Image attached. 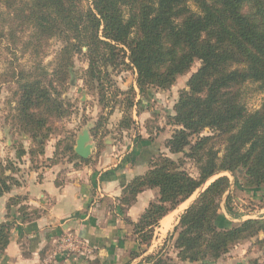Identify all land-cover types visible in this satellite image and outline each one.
Masks as SVG:
<instances>
[{"label": "trees", "instance_id": "obj_1", "mask_svg": "<svg viewBox=\"0 0 264 264\" xmlns=\"http://www.w3.org/2000/svg\"><path fill=\"white\" fill-rule=\"evenodd\" d=\"M1 6L11 39L17 30H27V43L34 49L53 38L64 44L51 80L40 63L28 73L12 74L19 93L18 123L33 138L42 136L50 118L64 115L63 101L53 97H59L53 83L63 87L74 54L84 47L87 74L98 82L103 71L125 64L127 51L141 95L149 87L169 88L199 62L174 107L171 120L178 129L166 142L170 153L191 160L198 174L192 177L157 153L146 173L124 187L125 207L142 190H157V198L133 224L139 245L150 246L161 219L216 175L231 174L237 187L239 176L246 188L264 187V99L258 109L247 107L252 89L264 98V0H0ZM72 154L80 160L73 149ZM8 180L15 179L0 181V197L11 188ZM230 186V179L221 176L203 189L163 246L143 264H214L233 244L264 234L263 216L233 223L220 215ZM22 200L10 199L7 210ZM225 208L232 216L229 197ZM9 231V225L0 224V254L9 243ZM170 241L173 257L166 252ZM138 255L130 253V258Z\"/></svg>", "mask_w": 264, "mask_h": 264}, {"label": "rangeland", "instance_id": "obj_2", "mask_svg": "<svg viewBox=\"0 0 264 264\" xmlns=\"http://www.w3.org/2000/svg\"><path fill=\"white\" fill-rule=\"evenodd\" d=\"M6 14L7 11L1 6L0 31L2 30L5 36L0 37V181L5 177L15 176V180H8L6 183L10 187L14 186L15 182L19 185V181H24L36 166L39 169L53 162L78 160L74 158L72 149L75 147L78 135L83 131L89 133L90 143L94 147L93 153L96 156L93 158L96 161L101 155L107 158L105 166L115 163L119 155L131 156L132 145L135 142L139 150L142 146L139 142L154 140L160 143L161 156L174 161L179 165V170L197 177L194 163L182 154L170 153L166 142L178 129L171 120L174 116V107L180 93L187 89L188 78L198 69V61L193 63L188 72L178 76L169 88L149 87L141 95L136 83L137 73L128 60L127 51L123 56L125 64L109 67L103 71L98 82L87 74L89 60L84 47L81 52L74 54L73 68L70 69L63 87L53 83L59 94V97L56 94L53 97L63 101L64 115L50 118V123L42 132V136L33 138L18 123L15 109L19 93L12 74L20 70L28 73L29 70H33L34 65L40 63L47 73V78L51 80L58 54L64 44L60 39L53 38L44 42L39 50L34 49L27 43L30 37V32L27 30H17L14 38L11 39L8 35L9 24L6 23L5 27L3 25V17H6ZM12 30L14 32L15 28ZM12 70L15 72L12 73ZM263 99L261 93L252 89L247 96L248 109L251 111L258 109ZM205 133L208 132L204 131ZM42 149L54 150L55 154L47 160L41 154ZM187 151L188 148H185V152ZM221 176H227L231 186L220 202V215L233 223L264 217V187L246 188L241 176L238 177L240 185L237 187L231 174L216 175L190 199L178 206L170 215L167 226H162L156 231L151 245L158 247L152 255L163 246L184 210L203 189ZM17 197L21 199L23 196ZM226 197L230 199L232 216L226 212ZM9 201L10 199L7 205ZM172 245L170 241L166 249L171 257L175 256ZM253 263L264 264L263 233L233 244L225 255L214 262V264Z\"/></svg>", "mask_w": 264, "mask_h": 264}, {"label": "crops", "instance_id": "obj_3", "mask_svg": "<svg viewBox=\"0 0 264 264\" xmlns=\"http://www.w3.org/2000/svg\"><path fill=\"white\" fill-rule=\"evenodd\" d=\"M139 143V150L135 142L131 156L119 155L109 166L102 155L94 159L93 147L87 159L36 166L24 181L18 179L19 185L0 197V224L10 227L0 264H143L158 247L151 245L156 231L167 226L164 221L178 207L161 219L150 246L138 244L133 224L157 198V190H142L130 207L121 204L123 190L146 173L152 156L162 150L158 141ZM52 154L45 149L43 156L49 160ZM20 195L22 202L8 212V200ZM68 237L78 243L69 246ZM133 252L139 255L132 259Z\"/></svg>", "mask_w": 264, "mask_h": 264}, {"label": "water", "instance_id": "obj_4", "mask_svg": "<svg viewBox=\"0 0 264 264\" xmlns=\"http://www.w3.org/2000/svg\"><path fill=\"white\" fill-rule=\"evenodd\" d=\"M93 150V145L90 143V136L88 131H83L78 135L74 153L81 159H87L90 157Z\"/></svg>", "mask_w": 264, "mask_h": 264}, {"label": "built area", "instance_id": "obj_5", "mask_svg": "<svg viewBox=\"0 0 264 264\" xmlns=\"http://www.w3.org/2000/svg\"><path fill=\"white\" fill-rule=\"evenodd\" d=\"M66 241L68 242L69 246H71V245L74 246L78 243L77 241L72 240L70 237H68V239ZM64 250H65V248L63 246L60 247V252H63ZM42 264H45V263H42Z\"/></svg>", "mask_w": 264, "mask_h": 264}, {"label": "bare ground", "instance_id": "obj_6", "mask_svg": "<svg viewBox=\"0 0 264 264\" xmlns=\"http://www.w3.org/2000/svg\"><path fill=\"white\" fill-rule=\"evenodd\" d=\"M170 217H171V216H169V217L164 221V223H167V225H168L169 222H170Z\"/></svg>", "mask_w": 264, "mask_h": 264}]
</instances>
